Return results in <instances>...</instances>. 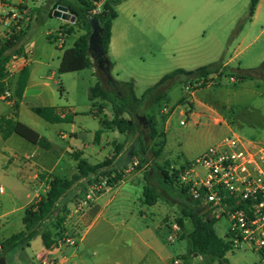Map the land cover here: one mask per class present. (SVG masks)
Instances as JSON below:
<instances>
[{
    "label": "rangeland",
    "instance_id": "374dc122",
    "mask_svg": "<svg viewBox=\"0 0 264 264\" xmlns=\"http://www.w3.org/2000/svg\"><path fill=\"white\" fill-rule=\"evenodd\" d=\"M45 1L47 4L45 7H49L48 2L50 0ZM166 1L172 7L168 14V32L164 34L145 32L130 37L133 47L129 49L131 57L125 61L129 69L125 79L134 82L135 93L138 97H141L147 89L158 83L166 74L178 69L194 70L211 63L220 62L223 59L235 57L237 53L238 56L229 64L228 70L236 75H245L247 77L231 81V78L215 75L212 76L215 81L208 83L211 86L202 87L198 85L195 88L190 87L188 82L183 83L182 81L185 77L181 76L167 83L165 87L167 97L165 99L156 104L151 103L152 100L145 102L139 108V114H144L146 117L152 115L158 117L156 118V127H159V129L172 111L174 112L170 131L165 138L164 157L174 163L175 167H183L231 133L239 135L246 142L264 145V2L258 15L254 16L252 20H247L251 0ZM38 18L40 17L38 16ZM130 19L133 18L122 14L119 20L130 23ZM18 24H20L22 30H28L30 25L36 24V20L32 23V19L25 21L20 18L18 19ZM58 27L59 24L54 16H46L43 22L31 28L27 38L22 42V46L24 47L30 41H33L37 55L34 58L37 61L35 65L39 67L36 77L39 80H44L47 75L56 72L58 99L68 109L69 107L71 109L75 107L77 115L72 114L71 118L79 116L78 120L73 123L66 122L52 125L27 108L23 109L22 117L25 123L35 129L41 136L46 137L48 140L52 139L55 142L56 155H63L62 163L69 166L68 170L56 173L60 176L71 178L76 170L71 164L73 159L69 155L72 149L70 147V138L64 140L58 136V133L61 130L69 133L71 126L74 124L77 129L84 128L92 136H95L101 127V122L98 118L89 114L93 109V103L89 99V91L97 82L96 74L101 75L102 73L93 67L78 72L62 74L59 72L64 51L72 47L74 40L81 35L82 30L76 29L70 41L62 49L57 46L54 40L50 41L46 35L49 30L55 31ZM6 28L7 26L0 24V29L6 30ZM5 34H1L0 47L1 38L4 39ZM212 50H216V52L214 53ZM50 52H53V57L50 61L51 65L44 66L39 64L38 61L41 58L38 54L47 55ZM258 68H261V72L253 74L252 71ZM195 82L193 81L192 84ZM196 90H198L197 96L199 98L220 107L219 110L225 113V122L230 123V128L223 120L220 118L215 120L214 117L205 118L199 124L188 121L187 126L181 124L183 117L180 116V108L177 105L181 107L186 104L190 105L191 93ZM96 100L101 102L99 99ZM100 104L97 103L99 108ZM164 107L168 108V113H163L162 109ZM106 108L107 113L112 115L111 105L107 104ZM8 109L9 107L3 104V110L8 112ZM192 110L193 107L190 105L189 113ZM108 136L112 140L115 139V134L111 131H108ZM124 140L125 137L119 133L117 141L123 142ZM4 147V141L0 138V238H7L21 231L24 228L23 218L25 216L23 196H20L21 194L18 192H14L7 179H5L6 177L4 178L7 175V171L11 169L2 158L3 155L8 156L7 152H4ZM18 153L22 157L20 150H18ZM151 154L152 152L149 150L148 155L151 156ZM108 155L109 150L105 151L99 160L91 159V163L104 162ZM137 159L140 160V165L135 167L133 171L142 168V159L139 156H137ZM29 160H32V158ZM122 174L125 173L123 172ZM110 176L113 178V175ZM150 177L147 183L157 190L160 195V204L166 207L160 216L171 215L167 219L174 218L177 220L182 218L184 220V226L180 233L177 234L175 242L169 243L167 241L171 229L164 231L162 236L167 243L166 257L168 262L161 264H170V260L171 264H173L176 258L181 259L185 264L204 263L202 256L198 255L196 257V253L194 255L191 254L192 249L188 240L184 238L194 230L191 218L183 215L182 205L179 202L189 200L188 196L184 193L175 192L173 189L168 191L171 195L169 196L162 186H156L155 177L152 174ZM78 188L79 190L83 189L82 185H79ZM189 202L191 203L190 200ZM63 205L65 203H59L58 207L61 208ZM138 208H141V206H138ZM55 216L56 214L44 224H50L55 219ZM169 226L171 228V224ZM229 229L230 222L227 218L214 220L213 230L220 238L224 237L229 232ZM97 231V228L93 230L91 236L98 235ZM106 236L103 241L93 244L88 249L89 255L92 256L94 254L96 258L100 259L106 257L109 260L108 264H130V260L125 257V253L129 251V248L121 241L123 238H127L124 231L111 228ZM60 244L63 247L76 246L75 243H67L64 235L60 239ZM20 252L21 249L8 252L5 255L6 264H17L14 258ZM225 258L229 264H260L259 256L250 250L228 251ZM211 262L220 264L218 258L211 259L208 257L206 263L211 264Z\"/></svg>",
    "mask_w": 264,
    "mask_h": 264
},
{
    "label": "crops",
    "instance_id": "0c3cea01",
    "mask_svg": "<svg viewBox=\"0 0 264 264\" xmlns=\"http://www.w3.org/2000/svg\"><path fill=\"white\" fill-rule=\"evenodd\" d=\"M6 1V13L16 11L25 21L32 19L33 23L36 20V24L30 25L28 30L23 29L27 32V35L22 42H24L27 38L29 31L33 26L39 25L44 21L45 17L48 16V13L52 8V5L45 7L47 5L45 0ZM263 2L264 0L259 1L254 16H257L260 12ZM171 9V4L166 0H126L116 6L118 17L114 20L112 25L111 42L109 47V58L113 62L111 73L115 80L119 82H128V80L125 79V76H127L129 69L125 64V61L131 57L129 49L133 47V43L130 37L138 35V33L145 32H159L160 34L168 32V14ZM122 14H126L127 17L131 16L133 19H130V23L119 20ZM38 16L40 18H38ZM54 18L59 24V27L55 31L49 30L46 33L48 39V36L54 37L58 34V32L71 30L70 33H67L63 45L60 46L57 44L59 48L63 49L72 38L75 30L81 28L74 25V23H69L56 17ZM16 23L18 24V20H8L1 23L7 26L6 30L0 29V37L2 33L5 34L6 32L4 39L1 38V45L6 39L10 38L12 35V29H16V31H18V28L14 27ZM81 30V35H83L85 30ZM77 39L74 40L72 47ZM32 42L33 41H30L23 47V52L21 54L12 55V57H20L15 61L12 59L10 60V68L6 71L7 74L3 80L5 87L11 89L14 93L21 71L26 67L29 68V79L23 94V99L18 101L19 106L17 109H15V103L17 101L16 97H12L11 100L0 99V117L7 116L26 124L22 117L23 109L27 108L32 111L33 107H55L57 108L56 113L60 115L61 118L69 119V122L72 123L75 122L79 117L75 116L74 118H71L72 114L77 115L75 107H72V109L69 107L68 109L61 104V101L58 99L56 72H52L50 75H47L44 80H39L36 77V72L39 67L35 65L37 61L34 58L37 55ZM28 49H30L32 53L29 56V62L25 65L23 64L22 56L25 55V52ZM212 51L214 53L216 52V50ZM38 56L41 58V60L38 61L39 64L44 66L51 65L50 61L52 60L53 52H50L47 55L38 54ZM237 56L238 53L235 57L221 60L222 66L228 67ZM212 76H215V74ZM96 81H98L97 76ZM231 81H235V79L231 78ZM207 86H211V84ZM198 90L191 93L192 97L190 105L193 107V110L188 115V122L199 124L205 118L214 117L215 120H217V118L223 120L230 128L231 125L229 122H225L226 116L225 113L219 110L220 107L199 98L197 96ZM92 103H95V107L93 106V109L89 114H91V112H100L98 111L99 105H97V103L101 102L95 100ZM3 104L9 107L8 112L3 110ZM177 106L180 108L179 110L181 116V106ZM100 116L108 117L109 119L112 118V115L107 113L106 107L102 109ZM96 118H98L101 122V117ZM173 118L174 112L172 111L171 115L168 116L164 123L161 124L160 129L159 127H156L158 135L155 139L149 140L145 136L148 151L150 150L152 154L151 156H148L150 159L143 162L142 168L137 171H133L134 169L132 170L131 167L134 159L137 158V156H133L134 148L132 149V146L136 144L135 149L139 148L137 145L138 136L121 133L118 129L108 130L102 122L101 127L96 132L95 136H92L91 133L84 128L77 129L74 124L71 126L69 133L61 130L58 133L60 138L64 140L70 138V147L72 149L71 152H69V155L73 159L71 164L75 167V173L77 172L78 164L75 154H79L80 158L87 159L91 163V159L99 160L104 155V152L109 150V155L106 159H112V163L108 168H105V170H118L119 172H124L125 174H122V179L117 181L115 185L103 190L97 197H95V199L83 210V212L79 213L77 209V202L80 201L86 190H79L78 187L79 185H86L88 188L90 184H88L86 180L77 184L65 197L61 199L60 203L67 204L70 210L69 216L64 224L65 230L63 235H70L75 238L76 246L63 247L59 244L57 248L49 250L42 244L41 238L38 237L32 241L29 246H19L14 249H21V252L16 254L14 258L15 262L17 264H38L39 260H41L44 256H50L55 259L57 264H108V258H96L94 254L90 256L88 249H90L93 244L103 241L104 238L107 237L106 234L108 235L111 228H116L118 231L123 230L125 237H127L126 239L123 238L121 241H123L129 248V251L125 253V257L127 260H130V264L167 263V243L162 235L164 231L170 229L169 225L171 224L173 218L167 219L168 216L170 217L171 215L160 216L166 208L160 204V200H158L154 205L145 204L142 189L146 185L144 174L153 164L165 167V165L169 163L171 166H174V163L164 157V144L166 143L165 138L167 133L170 131ZM49 123L52 125H58L66 122ZM108 131L115 134L114 140L108 136ZM119 133L125 137L123 142L117 141ZM0 138L4 141V152H7L8 154V156L3 155L2 158L6 161L7 166H10L11 168L10 171H7V175L4 176V178L6 177L5 179H7V182L10 184L14 192H18L21 194H19L20 196H23L25 202L24 208L26 210L30 204L34 203L41 196L47 193L49 190L48 177L51 175H58L56 172H61L66 169L68 170L69 166L68 164L66 165L62 163L63 155H56V144L52 139H49L51 142V148L43 149L30 143L29 141L24 140V138H21V136L17 134H13L7 140H4L1 135ZM160 140L161 142H159ZM18 150L21 151L22 157L18 155ZM28 156H30L32 160H29L27 158ZM76 194L80 195L78 199L74 198ZM138 206H141V208H138ZM96 228L98 229V235L93 237L91 236V232H93ZM23 230L24 228L21 231ZM7 238H0V243ZM211 264H213V262H211Z\"/></svg>",
    "mask_w": 264,
    "mask_h": 264
},
{
    "label": "trees",
    "instance_id": "16d2710c",
    "mask_svg": "<svg viewBox=\"0 0 264 264\" xmlns=\"http://www.w3.org/2000/svg\"><path fill=\"white\" fill-rule=\"evenodd\" d=\"M124 1L126 0H106L102 5V10L98 14L92 15L91 11L95 7L93 0H50L48 6L52 5V8L48 16L53 17V12L59 5L67 6L70 12L76 16L74 25L85 30V33L77 39L73 47L64 51L59 72L61 74L78 72L93 67L97 68L98 71L102 73L101 75L96 74L98 81L89 91L90 101L94 102L96 99L101 100L100 112H91V114L95 117H101V122L108 130L118 129L121 133L138 136L137 145L139 148L135 149L136 144L132 146V149L134 148L133 156H139L143 162H146L150 157H148V147L145 142V136L149 140H153L157 137V123L155 115L149 117L144 116V114L141 115L139 114V108L148 100H152L151 103L156 104L165 99L167 97L165 87L169 81L183 76L185 77L182 81L183 83L188 82L192 84L193 81H200V85L204 87L207 86L209 82L215 81V78L211 77L214 74L220 77L234 78L235 80L245 79L247 76L236 75L230 72L228 67L222 66L220 61L190 71L178 69L172 73L166 74L158 83L147 89L140 98L135 94L133 81L119 82L116 80L121 86L122 94H119L118 89L109 82L104 68L113 67V62L109 58L111 30L114 20L118 17L116 6ZM259 1L260 0H251L247 20H252L254 17ZM92 18H96L99 22L100 38L98 42V52L90 50V36L92 33L90 21ZM66 32L70 33L71 30ZM26 35L27 32L25 30H13L10 38L6 39L0 47V92L6 88L3 80L7 74V65L12 59L13 54H21L23 52L22 41ZM48 37L51 41L54 38L52 36ZM260 72L261 68L252 71L253 74H258ZM29 73L30 69L26 67L21 71L18 77L17 86L13 93V97L17 99L15 109L19 106L18 101L23 99V94L28 84ZM250 76H252V74H250ZM93 104L95 107V103ZM107 104H110L112 107L113 114L110 119L100 116L102 109L105 108ZM56 109L55 107H33L32 111L51 123L70 121L69 119L61 118V116L56 113ZM138 117L144 118L146 123L142 124ZM13 134H17L43 149L51 148V142L46 137L41 136L33 128L13 118L1 116V137L7 140ZM75 158L78 161L77 172L70 179L58 175H51L48 177L49 190L45 195L41 196L26 208L23 218L24 230L13 234L0 243V256L6 255L19 246H29L31 242L38 237L41 238L42 244L47 249H55L60 244V239L65 230L64 224L66 217L70 213L67 204L63 205L61 208L58 207L61 199L83 180L91 184L100 177H106L108 178V186L112 187L123 177L122 173L118 170H105V168L111 165L112 159H106L104 162L98 164H91L87 159L80 158L79 154H75ZM150 169L151 170H148L145 174L146 183L149 182L152 174V176L155 177L154 180L157 182L156 186H162L167 194L171 196L168 191L170 189L175 190L173 187V176L175 174L171 173V165L167 163L165 167H160L157 164H153ZM174 172H177V170L174 169ZM113 174L114 176L111 178L110 175ZM82 188L86 190L87 187L86 185H82ZM143 193L144 202L147 205H154L160 199L157 190L152 188L148 183L144 187ZM79 196V194H76L74 198L78 199ZM189 200L178 201L182 205L183 215L191 218L194 225V230L184 237L188 240L189 246L192 249L191 254L194 255L197 253L202 256L204 264H207L206 259L208 257L211 259L218 258L220 264H229L225 258L229 250V245L223 238H220L214 232V220L203 217L201 208L191 200L190 203ZM54 214H56L55 219L50 224H44ZM177 222L181 227L184 226V220L182 218L177 219Z\"/></svg>",
    "mask_w": 264,
    "mask_h": 264
},
{
    "label": "built area",
    "instance_id": "2783aa9c",
    "mask_svg": "<svg viewBox=\"0 0 264 264\" xmlns=\"http://www.w3.org/2000/svg\"><path fill=\"white\" fill-rule=\"evenodd\" d=\"M93 1L95 7L91 13L95 15L102 10L106 0ZM6 6L7 1L0 0V24L21 18L16 11L6 13ZM14 27L22 30L20 24L16 23ZM66 36L67 32L61 31L53 40L62 46ZM31 53L28 49L22 56L23 64L29 62ZM19 57L13 56L12 60H18ZM10 65L8 63L7 71ZM199 82L190 84V87L197 88ZM12 97L13 92L7 87L0 92L2 100H11ZM162 111L168 113V108L164 107ZM189 111V104L181 107V124L187 123ZM139 165L140 160L135 158L131 169ZM171 173L175 174L174 189L195 202L201 208L203 217L209 220H229V232L222 237L229 245L228 251H253L259 256L260 264H264V145L246 142L239 135L231 133L187 165L180 168L171 166ZM107 188L108 178L100 177L93 181L84 192L82 200L77 203L79 213ZM170 229L167 241L173 243L181 231V226L174 218ZM65 241L74 244L75 238L65 235ZM38 264L57 263L54 258L44 256ZM173 264L185 263L176 258Z\"/></svg>",
    "mask_w": 264,
    "mask_h": 264
},
{
    "label": "water",
    "instance_id": "95a60500",
    "mask_svg": "<svg viewBox=\"0 0 264 264\" xmlns=\"http://www.w3.org/2000/svg\"><path fill=\"white\" fill-rule=\"evenodd\" d=\"M53 16L62 20H65L69 23H75L76 22V16L73 15L69 8L64 5H59L53 12ZM91 27H92V33L90 36V50H95L98 52V42L100 38V28H99V22L96 18H92L90 21ZM104 72L107 75L109 82L118 89L119 94H122L121 86L120 84L113 78L111 73L110 67H105ZM195 256L197 257L198 254L196 253ZM0 264H6V257L4 255L0 256ZM204 264V263H202Z\"/></svg>",
    "mask_w": 264,
    "mask_h": 264
},
{
    "label": "flooded vegetation",
    "instance_id": "af4514ba",
    "mask_svg": "<svg viewBox=\"0 0 264 264\" xmlns=\"http://www.w3.org/2000/svg\"><path fill=\"white\" fill-rule=\"evenodd\" d=\"M139 118V120H140V122L142 123V124H145L146 123V120L144 119V118H141V117H138Z\"/></svg>",
    "mask_w": 264,
    "mask_h": 264
}]
</instances>
